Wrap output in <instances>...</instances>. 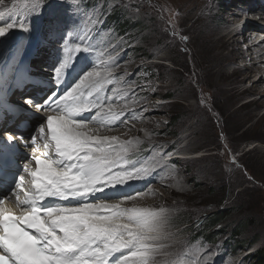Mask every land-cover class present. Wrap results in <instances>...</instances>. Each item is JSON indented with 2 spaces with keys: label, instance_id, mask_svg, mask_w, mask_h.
Listing matches in <instances>:
<instances>
[{
  "label": "rangeland",
  "instance_id": "rangeland-1",
  "mask_svg": "<svg viewBox=\"0 0 264 264\" xmlns=\"http://www.w3.org/2000/svg\"><path fill=\"white\" fill-rule=\"evenodd\" d=\"M230 1L3 0L0 3L2 19L14 9L24 11L21 13L24 18L29 14L28 21L22 22L20 18L18 23L17 18L8 16L5 24L15 25L12 34L20 30L25 35L29 32L25 59L28 57L31 68L34 67L30 73L34 69L39 74L45 73L51 88L56 86L54 71L64 63L59 46L78 40L82 45L91 30L92 38L90 35L88 41L92 45L88 41L84 44L90 51L88 56H97L95 60L99 61L102 53L113 54L109 60L112 64H105L103 69L99 65L97 71L102 75L110 72L108 78L118 74L114 86L121 87L115 97L111 91L104 96L113 101L112 107L117 105L114 111L123 116L129 111L136 114L125 126L109 127L117 129L112 134L119 141L138 142L128 159L138 167L152 153L160 154L164 161L177 156L172 163L166 162L170 163L167 173L163 171L169 181L149 189L147 195L148 188L135 192L142 193L135 199L141 198L144 203L138 201L129 206L162 211L166 218L163 227L166 238L159 242L162 247L151 254V264H201L204 255L211 256L209 263L248 264L249 260L244 259L247 255L264 252V84L256 86L264 78V71H250L255 66L252 51L242 55L247 48L244 43L250 39L258 41L256 35L249 37L251 30L264 29L262 21L257 20L264 0H257L259 4L243 17L236 16V12L234 17L239 21L225 28L221 15L246 5L238 2L232 6ZM18 5L21 9H16ZM89 19L91 29L87 30L85 20ZM238 27L244 30L232 48L227 49L216 40L218 33L227 34ZM83 32L88 34L81 37ZM185 36L187 40L183 39ZM41 44L45 50L51 45L58 50L55 63L48 69L54 74L45 72L51 57L45 59L43 55L44 64L39 60L41 55H35ZM74 57L71 56L74 60L71 64L77 66ZM90 60L85 61L88 64ZM84 70L80 69L83 76L93 71L92 67ZM13 84L12 93L25 88H14ZM168 96L171 99H166ZM23 98H17L20 105ZM104 106L108 107L106 103ZM123 116L121 119L126 115ZM90 126L93 135L111 137L108 131L103 133L104 130ZM37 129H33L31 136L38 134ZM167 148L175 153L162 155ZM29 150L26 154L30 159L34 148ZM160 177H154L157 183ZM146 185L149 187V182ZM209 216L215 217L217 226L203 231L200 224ZM212 232V239L207 238ZM190 253L196 258H190Z\"/></svg>",
  "mask_w": 264,
  "mask_h": 264
},
{
  "label": "snow or ice",
  "instance_id": "snow-or-ice-1",
  "mask_svg": "<svg viewBox=\"0 0 264 264\" xmlns=\"http://www.w3.org/2000/svg\"><path fill=\"white\" fill-rule=\"evenodd\" d=\"M12 28L11 23L0 26V37ZM65 67L66 62L56 69L57 84ZM109 75L107 71L103 75L89 71L63 95L38 106L42 112L55 113L44 116L45 123L36 131L45 139L46 148L54 146V156L36 155L37 136H32L33 154L23 165L15 188L0 197V264H110V257L122 249L131 252L133 264H151V254L162 247L159 241L166 238L163 212L122 207L124 200L142 193L119 198L121 203L105 202L110 199L89 202L96 193L140 179L149 172L128 159L138 142L93 135L88 128L89 123L102 127L127 123V119H121L122 113L113 110L107 97L90 99L93 92L101 90L102 81L112 83ZM26 102L32 104L31 100ZM90 111L94 112L90 119H78ZM24 173L31 176L30 188L25 186ZM10 196H15L19 214L7 206ZM48 198L78 203L46 205Z\"/></svg>",
  "mask_w": 264,
  "mask_h": 264
},
{
  "label": "bare ground",
  "instance_id": "bare-ground-1",
  "mask_svg": "<svg viewBox=\"0 0 264 264\" xmlns=\"http://www.w3.org/2000/svg\"><path fill=\"white\" fill-rule=\"evenodd\" d=\"M238 2H244V3H246V5L239 6L237 9L232 8V9H230L229 12H226L225 15H223V16L221 15L223 27L225 26V28H226L227 25H231V23H235L236 21H239V18L237 19V17L236 18L234 17L236 12L238 14L236 16L243 17L244 14L248 13L250 10L255 8V6L257 5L256 3H258L257 0H231L230 5L235 6ZM74 4H76V3H74ZM19 6L20 5H18V7L16 9H21ZM239 8L245 9L246 11L245 12L240 11V10H238ZM258 11H259V13H261V15H259L260 17H258V13H257V17L260 21H262L261 22L262 26H264V5H262V7H260ZM21 13H24V11H16L15 9L12 11H8L5 14L6 18L5 19L1 18L0 26H5L6 25L5 22L8 21L7 18H9V17L17 18L16 19L17 23L20 20V18H23L22 22L28 21L29 20V14L27 16H25L27 18H24V16L23 17L21 16ZM27 13H28V11H27ZM232 17H234V18H232ZM254 18L256 19V17H254ZM31 19H32V15H31ZM255 19H253V20L255 21ZM85 21H86V28L88 30L90 28L89 26L91 23V19H89V21L88 20H85ZM13 26H15V25H13ZM14 29H15V27L10 29L7 34H10L12 36V33H13L12 30H14ZM30 30H31V28H30ZM87 30H86V32H87ZM243 30H244V27H238V28L229 30L227 34H221V33H218V31H216L218 33V37L216 40L219 43H222L223 46H227V49H228V47L232 48L233 45H235L238 41H240L239 36L242 34ZM260 30L263 31L264 29L251 30L252 32L249 34V37L256 35L257 37H259L258 41H257V43H255V40L250 39L249 42L244 43L247 46V48L244 49V51L242 52L243 56H245L247 54V52L252 51V54L254 53V56H253L254 63L253 64L255 66L252 69L250 68V71L252 73L264 71V60L262 59V58H264V32H262ZM30 32H32V30ZM86 32H83V34H81V37ZM28 33H26V35L24 33V36L21 38V43L17 46L11 45L7 49H5V45L2 46V48H1V44H0V53L2 52L1 54H3V55L0 54V65H1V63H3V65H1V67H0V130H3L5 128L3 131H0V145H1V143H3V144H6L7 142L11 143L12 142L11 140H13L17 143L16 145L14 143H12V146H11V144H8V148L5 149L2 154L0 153V165L3 164V161H4V163H7V159H11V160L15 159L14 161L17 162L16 167L12 168L10 170L15 171L16 174H18V178L23 173V165L29 160V155L27 156L26 151H30L29 149H32L35 147L32 145V143H30L31 137H32L31 134H32L33 129H35V128L41 126L43 123H45V117L44 116L55 114L52 111H43V112L40 111L39 113H35V112L31 111L29 105H27V102H26L29 100L28 97L35 96L36 98H39L40 97L39 94H42L45 92V94H48V96L43 101H46V100L51 99L54 96L53 94L55 93V90H57V89H58L57 93L59 92V94H56V96L57 97L61 96L66 91L70 90V88L73 86L72 85L73 83L80 80V76H83V73L80 74V72L83 71L84 68H85L84 72L88 68H91V67H92L93 71H97L100 68L103 69V66L105 64L106 65L108 63L112 64V61L110 62L109 60H110V58H112L111 56H113V54H111L110 56L105 54L106 52L104 53L105 55L102 53L103 56H100L99 61L95 60V59H97V56H95L94 58H93V55L88 56L89 55L88 53L90 51L88 52L87 48L85 49V46L87 44L84 45L85 43H87L88 38L90 36V34H88V33H86V34H88V36H86V39L85 38L83 39L84 41L82 42V45L77 43L80 40H78L76 43H71V41L70 42L67 41L64 44H61L59 46V48H62L63 51H60V57L64 63L66 62V67H65V70H64L63 74L61 75V77H59V79L61 81L60 84L56 83V87L52 90L51 83L48 82L49 76L46 77L45 73L39 74V73H37V71L35 69L32 70L30 73V70L33 69L34 67L31 68V63L29 62L30 59L27 60L28 57H27V59H25V57L27 56L26 52H27V48H28L27 47L28 45H25V44H28V35H29ZM35 38L37 39V37H35ZM105 39H102L101 44H104ZM3 40L6 41L7 38L6 37L5 38L0 37V43ZM88 42H89V44L92 45V43L90 41H88ZM253 43H254V45H253ZM62 45H64V47ZM25 46H26V49H25ZM51 47H52V45H51ZM51 47H50V49L48 48L45 50V48L42 46V44L38 45V48H39V49L37 48L38 53L36 52V54L35 53L34 54L37 56L41 55L40 59H39L41 61L44 59V56H45V59H47V56L51 57V58H48L50 60L48 63H46L44 60H43V63L44 64L46 63L45 66L47 69L45 70V72L50 73V74H54V72H56V71L53 72V70L49 71L48 69H50L51 65L53 63H55L56 59L54 61V58H55L56 51H58V50L55 51V49H53ZM96 54L98 55V52ZM71 56L77 57L75 60V61H77L76 62L77 66L71 64V62L74 61L73 58H71ZM89 58H92V60H90ZM85 60H90V62L88 61L89 63L87 64V61H85ZM85 62H86V64H85ZM97 63H99V64H97ZM26 65H28V68H27L28 72L26 69ZM99 65H102V66H100V68H99ZM56 67H58V66L56 65ZM97 67H98V69H97ZM104 68H106V67H104ZM19 69H21V70L23 69V71H19ZM80 69H81V71H80ZM89 71H91V70H89ZM25 76H26V78H25ZM117 76H118V74L113 75L112 78H108V79L112 80V83H107V82L102 81L103 86H102L101 90L99 92H93V95H92V97H90V99H95L99 95L104 96L107 92L109 93L110 91L112 93L113 92L118 93L119 88H121V87H115L114 86V82H115V79L117 78ZM5 77H6V79H5ZM248 77H250V75ZM15 80H16V82L13 84V81H15ZM11 83L13 84L14 88H17L19 86L22 87V86H24V84H27L26 85L27 88L31 87L34 84H40V85L45 86L46 88H42L40 86H39V88H29V89L23 88L20 92H18V90H16V91L13 90L15 92L12 93ZM260 84H264V78L263 77H261L260 80L256 82V86L260 85ZM256 86H254V88H256ZM125 90L126 89H124V90L122 89V91H125ZM7 93H11V94L7 97ZM18 96L19 97L24 96L23 101H22L23 102L22 105H20L17 102ZM42 103L43 102L38 101V104H39L38 106H40V104H42ZM106 105H108V104L106 103ZM112 105H113V101H112ZM120 105H122V104H120ZM38 106H36L34 109H38L39 108ZM116 106L117 105H115V108H116ZM112 108H113V110L115 109L114 107H112ZM118 109H120V108H118ZM116 112H118V111H116ZM126 113H124L126 115V116L124 115L125 117L123 115L122 116L124 117V119L129 120L128 117H131L132 116L131 114H133V113H131L130 111L126 112ZM93 114H94V112H91V111L86 112L81 117H78V119L88 120L92 117ZM10 122H11V124H9ZM90 124L92 127L93 126L98 127L97 130L98 129L102 130V131L104 130L105 132H103V133H106L108 131V134H110L109 136H111V137H114L115 134H112V133L117 131V129L116 130H109V127H102V126L95 124V123H89L88 125H90ZM117 124H118V127L119 126H125L124 124L119 125V122ZM33 125H35V126H33ZM31 126H33V127H31ZM113 127H115V126H113ZM125 129L127 131L126 127H125ZM47 131L48 130L46 128V132ZM119 131H121V130H119ZM35 134H37V133H35ZM119 134H121V133L119 132ZM20 135L24 139V141H25L24 143L26 144V147L28 146L27 147L28 150H27V148H25L23 146V144H21L18 141L19 140L18 138L20 137ZM9 136L14 137V139L10 140ZM29 136H31V137H29ZM36 136H37V140H36L37 145H41V146L35 147L36 154H39V156H42V154H44V153H49V155H51L50 149L45 147V143H46L45 139L41 138L39 136V134H37ZM15 153H17V154L14 155ZM176 157L177 156L172 157L171 160L168 158L164 161V160H162V157L160 156V154L152 153V155H150L144 163L138 165V167H145V168L149 169V172L146 176H144L140 179H134V180L127 182L123 185H117V186L109 188L105 191L98 192V193H96V195L94 197H89V202H99V201H97L98 199H110V200L105 201V202L114 203V204L120 203L121 200L117 201V199L122 198V197L131 196L135 192L142 190V189L144 190L145 188H148L147 192H146V195H147L149 189L152 190L153 188L158 187L159 183L161 184V182H162L164 184V183H166V181L167 182L169 181L170 178L165 177L164 173L165 172L167 173L166 169L167 168L169 169V167H168L169 164L172 163L173 159ZM42 158H47V157H42ZM168 160H170V163L168 165H166V162ZM3 166L7 167V165H5V164H3ZM32 167L33 168L36 167L35 162L32 163ZM163 171H165V172H163ZM157 175L161 176L158 183L154 179V177ZM24 176H25V186L30 188L31 187V176L28 175L27 173H24ZM17 181L18 180H15V179L6 180V182H3L1 185L3 186L4 190H11L12 191L15 188V184ZM147 182H149V185H150L149 187H148V185H146V187L144 186V184L145 183L147 184ZM9 199H10V201L15 202V196H10ZM111 200H115V201H111ZM126 201L127 200H125L123 202L122 207H124L125 205H128V207L126 206V208H130L129 207L130 205H133V203L138 202V201H140L139 203H141V205H142V203H144V202H142L141 198L140 199H135V198L134 199H128V203H126ZM56 203L73 204L72 206H75V204L78 203V201H76V200H72V201L54 200V201H52V204H56ZM6 204L8 207L13 208V210L16 212V214H19V210L16 209V206L11 205V203H9V202H7ZM163 229L165 230V228H163ZM190 256H191L190 258H192V259L196 258L191 253H190ZM134 259L135 258H133L131 256V252L128 249H122L120 252H116L113 254L112 257H110V264H131V263L133 264ZM213 259H215V258H213ZM217 259H218V257H217ZM210 260H212L210 255H204L203 258L201 259V264H214V262L209 263ZM151 262H152V258H151Z\"/></svg>",
  "mask_w": 264,
  "mask_h": 264
},
{
  "label": "trees",
  "instance_id": "trees-1",
  "mask_svg": "<svg viewBox=\"0 0 264 264\" xmlns=\"http://www.w3.org/2000/svg\"><path fill=\"white\" fill-rule=\"evenodd\" d=\"M106 19H109V16L108 17H106ZM166 99H171V96H168V98H166ZM174 120V119H173ZM213 218V219H212ZM208 217L206 220H204L201 224H200V226H202L203 228H200L201 230H209V229H212L213 227H216L217 226V222H214V221H217V220H215V217ZM214 222V223H213ZM189 224V223H188ZM191 224V223H190ZM197 225V224H196ZM196 225L194 226V225H191V226H194V227H196ZM200 226H198L196 229H195V232L197 231V229H199V227ZM205 226V227H204ZM213 235H214V232H212V233H210V234H208L207 235V238H210V239H212V237H213ZM252 255H254L253 257H252ZM251 256L250 255H247L244 259H247V260H249L248 262V264H264V252H263V250H259V251H257V252H255V254H252Z\"/></svg>",
  "mask_w": 264,
  "mask_h": 264
},
{
  "label": "water",
  "instance_id": "water-1",
  "mask_svg": "<svg viewBox=\"0 0 264 264\" xmlns=\"http://www.w3.org/2000/svg\"><path fill=\"white\" fill-rule=\"evenodd\" d=\"M24 36V32L22 30L16 32L12 36L10 34H6L5 37L7 38L6 41H3L1 43V48L2 46L5 45V49H7L11 45H19L21 43V38Z\"/></svg>",
  "mask_w": 264,
  "mask_h": 264
},
{
  "label": "clouds",
  "instance_id": "clouds-1",
  "mask_svg": "<svg viewBox=\"0 0 264 264\" xmlns=\"http://www.w3.org/2000/svg\"><path fill=\"white\" fill-rule=\"evenodd\" d=\"M173 151V150H172Z\"/></svg>",
  "mask_w": 264,
  "mask_h": 264
}]
</instances>
